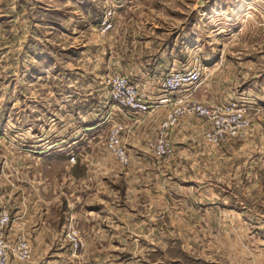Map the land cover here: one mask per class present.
<instances>
[{
  "label": "rangeland",
  "instance_id": "obj_1",
  "mask_svg": "<svg viewBox=\"0 0 264 264\" xmlns=\"http://www.w3.org/2000/svg\"><path fill=\"white\" fill-rule=\"evenodd\" d=\"M138 3L145 13L121 8ZM109 9L116 13L113 27L103 33ZM134 14L160 21L165 41L173 37L179 48L188 37L182 48L191 55L183 65L196 54L204 66L195 98L212 105L239 100L251 126L218 146L204 133L171 140L173 153L156 156L149 176L134 175L131 182L140 185L128 198L122 182L107 196L98 171L99 183L77 193L90 198L84 210L95 211L96 219L62 227L54 219L62 197L71 198L75 146L106 143L121 116L103 74L121 73L116 54L127 46L120 33ZM74 134L85 140L72 143ZM37 157L41 183H25L21 197L1 171ZM20 206L55 214L41 236L60 230L52 248L32 249L28 260L9 250V264H264V0H0V212L9 211L16 225L5 231L13 247L28 241L27 232L35 234L21 228ZM71 228L88 234L78 249L69 240Z\"/></svg>",
  "mask_w": 264,
  "mask_h": 264
},
{
  "label": "crops",
  "instance_id": "obj_2",
  "mask_svg": "<svg viewBox=\"0 0 264 264\" xmlns=\"http://www.w3.org/2000/svg\"><path fill=\"white\" fill-rule=\"evenodd\" d=\"M141 6L143 5L139 4L137 6H133L132 4H127L123 6L125 8L122 6L121 8L126 13L135 11L145 13V10H143V7ZM123 24L126 26L122 27L124 30L120 29V40L123 44H126L127 47L126 49L123 47L121 52H117V67L122 74L128 76L131 75L133 77V81H135L145 92L149 93L153 97H158L160 95L159 89L157 88L158 79L163 75L170 73L174 69H180L183 67V62L191 55V53L187 50L184 51V48H182V44L187 42L188 37L186 38V36H184L186 39L181 41V43L177 39L176 44L180 43L179 48V45L176 46L174 43L175 38L167 37V40L169 39V41H165L167 32H165V30H161L160 25L162 23L160 21L156 22L154 20H150L146 16L140 14L130 16L128 22L124 21ZM101 60L102 58L98 57L97 62H100ZM96 68L97 65H95L94 69ZM107 73L108 71H106V74H103V76H107ZM107 108L108 106L106 107V114H108V110H110V107L108 109ZM112 109L115 110L116 114H121V116H117V123H122L126 127L123 131L122 138L126 145L129 162L128 164H123L120 161H117L119 159L107 149L105 146L106 143L102 139H99L98 142L102 143L104 147L98 146V142L97 144L86 142L83 144L84 146H75L74 151L72 150L73 153L76 154L75 161H70L69 165V187L72 190L70 193L71 198L63 196L61 202H59L61 197L58 199L59 204H62V211H60V216L57 219H54L59 220L62 227H69V225L72 226L75 220L80 221L84 219L90 223V220L96 219L95 211L84 210V202L85 204H87L88 201L92 202L90 198L78 195L77 193L78 190L83 191L94 187L95 184L99 183L98 171H100V174L102 175L100 181L103 184L102 186L106 188L104 193L107 194V196L110 192V187L111 191H113L118 186L116 184L122 182L121 191L123 194H126V196H124L127 197L131 191L134 190L135 186L140 185L139 181L131 182L132 177L140 175L143 177L145 174L149 176L157 168L158 164L156 160L158 157H156L154 151L148 146V143L150 140L157 137L158 130L161 122L165 118L168 107L160 106L155 111L147 114H134L124 109H119L116 103H114V107ZM205 127L206 123L201 118L195 116L184 117L176 126L173 127L170 138L173 143L178 142V140H180L179 142H182L183 138H187L190 133H196L197 135H201L203 139L202 134ZM71 136L72 138L70 140L74 141L72 143L75 144L76 141L80 139L85 140L84 135L79 136L74 134ZM97 146L100 148L99 151L96 150ZM39 164L40 159L37 157L33 164L25 165L21 163L19 167H15L13 169L14 171L10 169L9 173L8 171L7 173L6 171H1L5 176L4 184H10L11 190L18 187L17 190L22 193V195H19L24 197V194L26 193L24 189V185H26L25 183L31 184L32 186H39L41 183L39 180L42 173L38 170ZM14 172H16V174ZM117 172H120V175L116 174ZM18 173H20L19 177ZM13 180L19 181L20 187L16 186V182ZM109 183H111V185H109ZM16 184L18 185V183ZM19 191H17V193ZM96 196L91 197V199H96ZM148 199L149 198L141 200L142 202H145ZM77 204L81 206V209L78 208ZM100 204H109V201L102 202ZM20 207L22 208V210H19L21 213L26 206ZM67 210L69 211V215L65 214V211ZM54 217L55 214L50 212L31 214L28 211H23L21 214V219L25 220V223L21 225V228H26L28 230L30 227L34 228V235L31 236L29 232L25 234L33 250L48 249L54 246L55 239L58 238L59 232L57 231L60 230L59 227L58 229L52 227L51 236L48 235L47 237H44L41 236V233H39L40 229L48 226V220ZM107 219L110 221L109 218H106L105 220ZM30 221L38 222L32 225ZM114 223V220H111L110 223L106 222V225L110 224L113 226ZM49 225L52 226L51 224ZM92 225L94 226V224ZM10 228L16 229V225L11 223ZM88 230H90L89 227ZM81 232L82 230L80 231V236L85 244L84 240L88 239V234L87 232ZM50 237L52 239H50ZM152 257H154V259L156 258L155 255Z\"/></svg>",
  "mask_w": 264,
  "mask_h": 264
},
{
  "label": "built area",
  "instance_id": "obj_3",
  "mask_svg": "<svg viewBox=\"0 0 264 264\" xmlns=\"http://www.w3.org/2000/svg\"><path fill=\"white\" fill-rule=\"evenodd\" d=\"M115 14V9L107 10L102 23L103 33L113 27ZM203 69L201 58L195 54L192 63L184 68L174 69L158 79V97L145 92L128 75L113 73L106 76V86L109 88L111 99L119 109L134 114H147L160 106L168 107L157 137L148 143L156 156L165 157L173 153L171 131L184 117L195 116L204 120V138L212 146L240 138L249 130L251 119L239 100L212 105L195 98L194 93L203 77ZM125 129L122 123L115 124L108 133L106 147L121 163L128 164L129 156L122 138ZM71 161L74 162L75 157H72ZM11 219L9 211L0 212V264H9V250L22 261L32 256L31 245L26 239H21L14 247L7 243L5 231ZM68 236L75 249L83 245L78 229L71 228Z\"/></svg>",
  "mask_w": 264,
  "mask_h": 264
}]
</instances>
